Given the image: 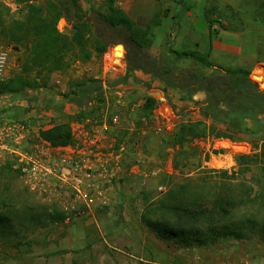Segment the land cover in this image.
Wrapping results in <instances>:
<instances>
[{"label": "rangeland", "instance_id": "1", "mask_svg": "<svg viewBox=\"0 0 264 264\" xmlns=\"http://www.w3.org/2000/svg\"><path fill=\"white\" fill-rule=\"evenodd\" d=\"M0 1L7 7L8 19L23 16L24 3L15 0ZM167 1L181 8L193 7L198 2L197 0H118L117 4L134 20L138 28H146L150 25L151 36L155 13L160 12L158 15H161V9L166 10ZM262 1L264 0H232L231 2L203 0L209 8L210 15L220 18L227 30L237 33L245 30L253 32L255 60L244 65L250 68V74L255 68H264V6H260ZM80 5L85 13L106 11L104 0H80ZM215 27L220 28L218 23H215ZM70 28L71 24L63 18L56 24V29L68 37L72 34ZM177 28L176 20L170 28L165 29L161 26L163 36L159 38L160 40L154 37L151 45L155 54L167 48L180 49L176 48L179 43L173 41L175 39L173 34ZM93 43L94 38L89 36L84 47L90 50ZM114 48L115 45H110L100 54L93 50L90 59L83 61L80 58V49L74 47L64 56L66 65L50 74L46 87L27 89L22 95H17L12 100L14 102L6 100L3 96L0 97V106H6L5 111H0V120L25 124L29 132L24 146L32 147L42 142L37 135L39 127L66 121L68 114L77 113L81 109L65 95L76 82L100 80L104 87V101H99L93 93L86 102V109L98 107V114L103 116L102 122L105 121L109 125V130L106 132L109 137L107 136V141H104L103 152L113 158L120 155L122 168L133 163L137 164L139 168L145 170L142 171L141 179H148L144 180L145 184H152V187L146 188L145 185H141L143 189L140 190L137 183L134 187L131 186L132 192L135 194L138 192L135 197L121 203L107 204L100 208L101 212L98 213L94 210L92 218L74 216L67 220L65 212L66 207L70 206L69 192L66 190L55 192L48 189L40 193L31 190L18 168H16L17 172H14L4 167L6 162H13V157L0 153V211L6 213L10 209L18 219L22 217L21 211H25L22 208L43 204L51 213L58 211L64 216L62 220L47 221L45 224H40V221L37 223L28 221L27 218L22 223L16 222L8 231V235H0V264H252L254 260H257L258 264H264V241L260 240L255 232L243 240L226 238L202 246H179L172 240H161L142 222L141 215L147 204L163 194L170 185L181 182L185 177L198 176L208 170L228 171V174L232 175L233 184L244 181L252 187V194L260 195L264 199V158L254 162L240 158L241 155L259 152L252 143L255 139H251L249 135H243L235 140L238 143H248L244 147L229 146L221 150L219 147L209 145L205 137L185 143L179 149L177 144L173 143L171 135L180 122L196 121L201 118V101L173 104L168 100L170 97L167 88L161 81L147 77L139 71L134 72L135 76L149 80V87L138 84L132 79L109 85V81L114 82L113 80L125 71L123 51L121 55L123 66L120 69V61ZM1 52L6 56L2 79L4 80L19 71L21 50L0 43ZM213 62L214 65L228 67H236L239 63L235 56L217 57ZM211 70L212 68L208 69ZM252 79L260 88H264L258 80ZM146 94L157 98L156 110L168 101L172 116L158 124L151 119H143L140 116V107ZM161 96L164 99L159 98ZM22 101L24 103L21 104L28 103L31 108L21 112L17 106ZM194 114L198 115L194 116ZM114 115L118 117L115 123L111 119ZM29 119H36L37 123L31 126ZM102 122L96 123L92 119L71 122L74 140H80L86 132ZM159 124L162 130L156 131ZM261 139L264 140V136ZM126 145L128 147L124 151L121 146ZM152 149L157 151L158 157L155 154L156 156L150 159ZM223 150L230 152L231 156L219 155L224 153ZM128 153L141 155L124 162L122 156ZM221 159L226 161L223 163ZM153 168L160 170L152 173ZM159 185L165 188L164 192L158 191ZM258 211L261 209L257 203H250L241 210L253 215L258 214Z\"/></svg>", "mask_w": 264, "mask_h": 264}, {"label": "trees", "instance_id": "2", "mask_svg": "<svg viewBox=\"0 0 264 264\" xmlns=\"http://www.w3.org/2000/svg\"><path fill=\"white\" fill-rule=\"evenodd\" d=\"M15 1L24 3L25 12L22 17L12 19L7 18V7L0 1V43L21 50L20 69L12 77L0 81V97L12 101L27 89L46 87L50 74L66 65L64 56L74 47L80 49V58L86 61L93 50L100 54L110 45L122 44L123 49L116 47L114 50L120 69L123 66V51L125 71L114 82L109 81V85L132 79L149 87V80L135 76L134 72L139 71L163 82L165 88L178 90L181 99H191L197 91L205 93L200 104L201 118L180 122L171 135L179 149L197 138L214 136L236 140L249 135L255 139L252 143L259 152L241 155L240 158L250 162L264 158V140L261 139L264 136V88L252 79L258 80L264 87V68H255L250 74V68L246 66L212 64L209 55L218 32L215 23L221 28L226 26L220 18L210 15L206 5L203 9L209 30L206 52L196 48H167L155 54L151 49L150 25L138 28L118 6V0H104V13L83 12L80 0ZM262 5L264 1L260 3ZM259 17L262 18L261 15ZM61 18L71 24L70 37L56 29ZM89 36L94 38L90 50L84 47ZM209 68L212 70L208 71ZM103 91L100 80L76 82L65 95L81 109L68 114L66 121L41 126L37 131L38 137L53 147L72 144L74 134L71 122L90 119L102 122L103 116L98 114V107L86 109V102L93 93L103 102ZM21 103L24 102L17 106L21 112L31 108L28 103ZM156 104L157 98L146 94L140 116L148 118ZM0 107V111H5L6 106ZM12 164L8 161L4 167L17 172ZM231 179L232 175L226 170H208L198 176L185 177L147 204L141 220L158 238L172 240L179 246H202L226 238L243 240L253 232L264 241L263 197L252 194V187L246 182L233 184ZM250 203L259 204L261 211L255 215L241 212ZM22 209L25 211H21L22 217L18 219L10 209L6 213L0 211V235H8L16 222L22 223L26 218L36 223L40 221V224L64 218L62 212L51 213L43 204L28 205Z\"/></svg>", "mask_w": 264, "mask_h": 264}, {"label": "built area", "instance_id": "3", "mask_svg": "<svg viewBox=\"0 0 264 264\" xmlns=\"http://www.w3.org/2000/svg\"><path fill=\"white\" fill-rule=\"evenodd\" d=\"M5 53H0V81L3 79ZM115 123L117 116L111 117ZM109 125L103 121L67 148H56L46 141L26 148L28 128L22 122L0 120V153L13 157V166L21 172L31 190H66L70 206L66 218L91 217L95 208L108 204L107 189L114 177L109 154L103 152ZM162 126L157 125L156 131ZM164 192L163 186L157 187Z\"/></svg>", "mask_w": 264, "mask_h": 264}, {"label": "crops", "instance_id": "4", "mask_svg": "<svg viewBox=\"0 0 264 264\" xmlns=\"http://www.w3.org/2000/svg\"><path fill=\"white\" fill-rule=\"evenodd\" d=\"M198 2L195 4V6L190 8H181L180 6L176 4H171V2L167 1L165 2L166 10L161 9V15H158L160 12L155 13L154 20L155 22L152 25L151 29V38L153 41V38L155 37L157 40L163 36L161 31V26L165 29L170 28L173 25V22L176 20V26L178 27L175 31V41L178 45L176 48L183 49L181 46H184V48H196L199 51L206 52L208 50V41H209V30L208 25L205 20V17L203 15V9H204V2L203 0H197ZM224 2H231L232 0H221ZM159 11V10H158ZM178 13V16H177ZM177 16V17H176ZM177 19L179 20L177 22ZM174 33V32H173ZM159 39V40H160ZM254 34L251 30H245L240 33L232 32L230 30H227L226 28H219L218 32L213 39V47L209 55V60L214 65V60L218 57H233L235 56L239 63L238 66H244L247 64H250L254 62L255 60V46H254ZM163 83V82H162ZM164 85V84H163ZM168 95L170 100L173 104L181 105V103H194L196 101H201L205 97V93L203 91H197L194 93L191 97V99H181L180 98V92L178 90H175L173 88H168ZM161 99H164L162 96L159 97ZM166 101V100H165ZM198 114H194L196 116ZM117 116V115H116ZM172 116V109L169 107L168 101H166L163 105H161L157 110L154 109L153 112L150 114L148 118L143 119H151L153 122L162 123L165 122L169 117ZM193 116V117H194ZM192 117V118H193ZM118 121V117L116 122ZM150 122V121H149ZM29 123L31 126H33L35 123H37L36 119H29ZM40 128V127H39ZM38 128V129H39ZM29 132V128H28ZM106 134V138H107ZM109 137V136H108ZM104 139L106 142L107 139ZM206 140H208L209 145H213V147H219V149L227 148L229 146L231 147H244L248 143H238L235 140H230L228 138H217L214 136H207ZM157 144L159 142H156ZM155 144V145H157ZM160 144V143H159ZM154 145V144H153ZM67 146L63 147H56L65 149ZM128 147L121 146V148H124V151ZM225 150H223L224 152ZM157 154V151L152 149L150 151V159L154 158ZM230 152H224L219 153L221 156L230 155ZM137 156H140V153H136ZM136 155L134 154H127L123 155L122 159L124 162L130 161L131 159H135ZM158 157V154H157ZM224 163L226 160L221 159ZM232 160V159H231ZM121 156L117 155L114 158L112 156H109V166L112 170V172L115 174L112 178L113 181L108 186L107 194H108V204L113 203H121V201H125L126 199H130L132 197H135L136 194L132 192L131 186L134 187L137 183L139 186V189H143L141 185H145L147 187H152V184H145L148 179L142 180L141 174L143 173L142 168H139L137 164H130L126 165L123 168L121 167ZM160 168H153L151 171L152 173H156L159 171ZM122 178V179H121ZM149 183V182H148ZM162 186V185H159ZM139 196V195H138ZM113 208V207H112ZM97 213L101 212V209L95 208L94 209ZM102 215V214H101ZM94 214L90 217L92 218ZM97 225V224H96ZM155 233V232H153ZM252 264H258L257 260H254Z\"/></svg>", "mask_w": 264, "mask_h": 264}, {"label": "water", "instance_id": "5", "mask_svg": "<svg viewBox=\"0 0 264 264\" xmlns=\"http://www.w3.org/2000/svg\"><path fill=\"white\" fill-rule=\"evenodd\" d=\"M116 47H121V48L123 49L122 44H116V45H115V48H116Z\"/></svg>", "mask_w": 264, "mask_h": 264}]
</instances>
